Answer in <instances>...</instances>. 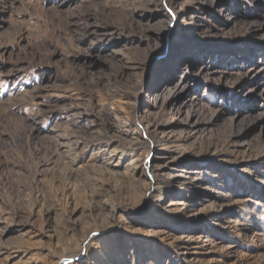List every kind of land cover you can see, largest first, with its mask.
I'll use <instances>...</instances> for the list:
<instances>
[{"label": "rangeland", "instance_id": "1", "mask_svg": "<svg viewBox=\"0 0 264 264\" xmlns=\"http://www.w3.org/2000/svg\"><path fill=\"white\" fill-rule=\"evenodd\" d=\"M0 264H264V0H0Z\"/></svg>", "mask_w": 264, "mask_h": 264}, {"label": "bare ground", "instance_id": "2", "mask_svg": "<svg viewBox=\"0 0 264 264\" xmlns=\"http://www.w3.org/2000/svg\"><path fill=\"white\" fill-rule=\"evenodd\" d=\"M229 20V19H228ZM172 191H174L173 189H168V190H166V192H172Z\"/></svg>", "mask_w": 264, "mask_h": 264}]
</instances>
